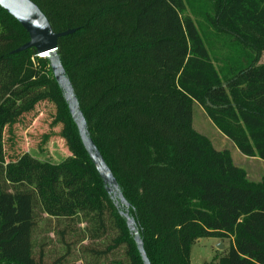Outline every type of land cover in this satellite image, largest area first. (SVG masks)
Returning <instances> with one entry per match:
<instances>
[{
    "label": "trees",
    "instance_id": "16d2710c",
    "mask_svg": "<svg viewBox=\"0 0 264 264\" xmlns=\"http://www.w3.org/2000/svg\"><path fill=\"white\" fill-rule=\"evenodd\" d=\"M32 1L55 32L73 30L58 52L151 264H191L205 237L230 240L210 264H264V180L193 125L199 104L241 153L264 160V0ZM29 40L0 6V264H144L50 60L13 53ZM44 103L70 155L8 160L7 130ZM41 223L59 239L53 260L36 240Z\"/></svg>",
    "mask_w": 264,
    "mask_h": 264
},
{
    "label": "rangeland",
    "instance_id": "374dc122",
    "mask_svg": "<svg viewBox=\"0 0 264 264\" xmlns=\"http://www.w3.org/2000/svg\"><path fill=\"white\" fill-rule=\"evenodd\" d=\"M260 63H264V53ZM216 64L219 65L218 62ZM53 113L52 106L44 103L16 123L12 132L7 130L5 147L8 160H17L22 154L30 152L42 160L60 163L70 155L65 140L60 136L61 126L52 125ZM193 125L198 132L207 136L217 149L229 150L235 164L246 170L250 180L254 182L264 180V160L241 153L236 145L216 127L199 104L194 105ZM41 225L48 233L44 230L36 240L46 242L47 259L53 260L62 253L58 236L50 225L48 227L45 223ZM220 240L216 237L197 239L191 248V264H210L215 257L224 256L227 250L218 247ZM88 243V240L84 241V244Z\"/></svg>",
    "mask_w": 264,
    "mask_h": 264
},
{
    "label": "water",
    "instance_id": "95a60500",
    "mask_svg": "<svg viewBox=\"0 0 264 264\" xmlns=\"http://www.w3.org/2000/svg\"><path fill=\"white\" fill-rule=\"evenodd\" d=\"M0 6L14 16L30 36V40L14 50L13 53L34 49L38 56L50 60L54 77L68 102L69 110L77 125L83 145L96 166L107 192L124 208L120 210V214L126 219L127 226L134 236L144 264H151L140 231L136 226V221L130 215V203L125 198L113 171L106 163L90 135L87 119L80 108L78 97L75 94L73 85L67 76L66 69L59 55V38L72 33L73 30L55 32L49 18L32 0H0ZM218 247L224 249L223 242Z\"/></svg>",
    "mask_w": 264,
    "mask_h": 264
},
{
    "label": "crops",
    "instance_id": "0c3cea01",
    "mask_svg": "<svg viewBox=\"0 0 264 264\" xmlns=\"http://www.w3.org/2000/svg\"><path fill=\"white\" fill-rule=\"evenodd\" d=\"M223 242L224 244V249L227 250L229 245H230V240L229 239H225V240H220V243Z\"/></svg>",
    "mask_w": 264,
    "mask_h": 264
}]
</instances>
